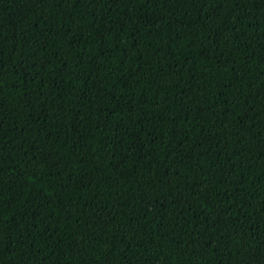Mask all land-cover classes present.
Masks as SVG:
<instances>
[{
  "label": "trees",
  "instance_id": "trees-1",
  "mask_svg": "<svg viewBox=\"0 0 264 264\" xmlns=\"http://www.w3.org/2000/svg\"><path fill=\"white\" fill-rule=\"evenodd\" d=\"M0 264H264V0H0Z\"/></svg>",
  "mask_w": 264,
  "mask_h": 264
}]
</instances>
